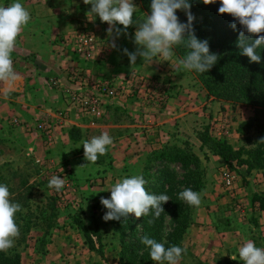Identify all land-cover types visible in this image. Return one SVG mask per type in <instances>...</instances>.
Returning a JSON list of instances; mask_svg holds the SVG:
<instances>
[{"label":"rangeland","instance_id":"obj_1","mask_svg":"<svg viewBox=\"0 0 264 264\" xmlns=\"http://www.w3.org/2000/svg\"><path fill=\"white\" fill-rule=\"evenodd\" d=\"M13 2L0 0V6L6 7ZM19 2L31 17L11 53L13 70L20 79L12 85L8 96L4 95L7 86L0 83V183L8 186L9 199L21 205V211L14 217L20 235L14 247L7 251L19 254L21 264H158L151 260L149 249L140 242L141 237L147 235L167 248L176 228L174 202L189 206V223L178 241V246L186 251L178 264H244L239 260L238 249L249 240L264 249V217L250 206L253 195L243 192L251 184L264 190L263 173L247 169L246 165V162L253 164L255 150L264 147L260 142L264 139V116L259 109L212 98L193 71H177L173 66L172 95L159 112L137 98L122 106H112L103 118L82 128L84 131L75 126L68 129L70 139L65 140V145L61 147L59 140L57 145L46 150L38 139L16 130L9 121L16 114H28L32 107L41 108V102H49L50 109L59 106V101L55 106L58 96H53L48 84L56 73L53 75L42 58L47 59L52 54L62 60L56 45L60 37L87 23L88 27L99 31L110 46L114 40L116 47H112V53L103 62L111 64L108 75L113 78L142 72L154 80H163V70L171 65L162 59L144 64L142 58L137 57L136 65L132 66L123 49L136 50L133 43L136 25H130L126 35L116 38L113 33L110 37L106 31L109 25L102 23L98 16H87L91 5H85L83 0ZM37 2H41V8L33 10ZM216 2L220 7L219 0ZM133 3L136 5L134 21L148 14L140 0H133ZM190 11L195 17L193 22L198 21L200 16L192 8ZM179 15L187 18L182 10ZM220 16L222 26L218 35L213 36L214 42H237L242 26L230 14ZM47 18L52 19L51 33L46 31L45 24L38 22L47 24ZM232 23H236L235 30L230 27ZM54 25L56 28L52 30ZM117 27L123 29L122 25ZM174 59H180L175 52ZM37 62L44 65L39 66ZM54 63L59 61L54 58ZM96 63L101 62L91 63L95 75L98 73ZM59 72L64 78L60 69ZM226 122L235 130L234 137L226 143L234 151L235 158L224 163L211 155L205 139L218 140L216 133ZM105 132L113 143L107 146L105 155H98L95 163L87 162L82 141ZM123 135L126 136L120 138ZM30 147L33 148L31 152L35 149L42 156L40 162L34 154L27 155ZM167 147L196 156L198 168L184 169L179 163L158 158V151ZM223 166L234 173L235 184L231 190L220 180ZM188 170L197 171L191 175ZM132 175H143L147 192L166 194L170 200L162 205L164 212L154 223H149L152 217L136 218L133 213L128 215L129 225L119 229L114 220H103L108 210L100 200L101 197L110 198L109 189L118 180ZM53 176L65 181L58 192L48 187ZM186 188L201 194L199 207L178 198ZM246 209L249 213L244 215ZM75 218L90 222L96 236L83 237V232L73 224ZM44 219L49 221L48 229L46 222H41ZM25 222L29 228L22 230L20 226ZM122 240L126 249L122 248Z\"/></svg>","mask_w":264,"mask_h":264},{"label":"clouds","instance_id":"obj_2","mask_svg":"<svg viewBox=\"0 0 264 264\" xmlns=\"http://www.w3.org/2000/svg\"><path fill=\"white\" fill-rule=\"evenodd\" d=\"M219 14H230L235 21L242 26L237 39V47L240 54L249 58L250 63H260L261 56L257 49L264 45V0H219ZM85 5H91L90 14L98 16L102 23L106 22V29L111 37L119 38L121 34H127L130 25H136L133 43L136 50L129 52L123 49L128 56L130 64L136 65L137 57H141L144 64H152L153 61H167L177 71H195L207 73L218 61V55L210 53L207 40H200L195 35L193 28L194 15L191 13V4L188 0H151L150 14L137 20H133L136 5L133 0H83ZM204 5L216 3V0H202ZM177 10H182L187 16V23H181L176 15ZM30 13L19 2L14 0L8 6H0V83L7 87L4 95L8 96L12 85L20 79L19 74L13 70L11 53L15 50L17 37L24 26L30 21ZM122 25L123 29L117 27ZM230 27L235 30L236 23ZM247 33V35L245 34ZM253 37H256L253 39ZM183 46L188 51L180 59H174L173 48ZM115 48V41L112 42ZM264 143V139H261ZM113 143V139L107 132L90 140L82 141L84 159L95 163L98 155H105L107 146ZM147 181L143 175H132L130 178L118 180L109 190L110 198L101 197V204L108 210L103 216L104 221L127 218L129 214L136 218L154 213L149 223H154L164 212L162 205L170 200L166 194H152L146 191ZM65 181L53 176L48 182L49 188L60 191ZM10 193L6 184L0 183V251H7L14 247V241L20 235L15 223V214L21 211V205L10 199ZM178 198L190 206L199 207L201 194L186 188L178 194ZM149 249L152 261L158 264H178L182 253L186 249L180 246L165 248L162 243L147 235L140 241ZM239 260L244 264H264V249L256 247L249 240L238 249ZM236 260V257H231Z\"/></svg>","mask_w":264,"mask_h":264},{"label":"built area","instance_id":"obj_3","mask_svg":"<svg viewBox=\"0 0 264 264\" xmlns=\"http://www.w3.org/2000/svg\"><path fill=\"white\" fill-rule=\"evenodd\" d=\"M105 41L99 31L80 24L56 42L58 55L62 58L59 67L66 85L59 78L52 79L49 86L58 96V109L49 110L45 115L23 118L20 114L10 119V124L24 134L39 140L49 150L60 140L62 131L78 123H91L103 118L111 106H122L135 99H141L150 109L160 111L172 95L171 79L174 67H167L163 80H154L142 72L124 78L109 75H95L91 63H103L112 53V44ZM235 130L226 122L216 133L218 140L229 142ZM225 188L233 189L234 173L223 166L219 172Z\"/></svg>","mask_w":264,"mask_h":264},{"label":"trees","instance_id":"obj_4","mask_svg":"<svg viewBox=\"0 0 264 264\" xmlns=\"http://www.w3.org/2000/svg\"><path fill=\"white\" fill-rule=\"evenodd\" d=\"M140 2L143 10L150 14L151 0H140ZM188 2L191 4V8L200 16L198 21L193 22L195 35L200 40H207L210 53H215L219 57L217 63L207 73L201 74L195 71L193 73L197 76L207 94L212 98L235 103H245L258 108L264 116V48L260 47L257 49V54L261 56L260 63H250L248 57L240 54V49L237 47L236 42L221 40L215 43L213 36L218 35L222 26V19L218 13L219 6L217 2L209 5H204L202 0H189ZM176 15L181 23H187V18L179 15V10H177ZM255 38L253 37V39ZM173 49L175 54L180 58H183L188 51L183 46H175ZM262 131L264 133V123L262 125ZM205 141L212 156L219 158L224 163L234 160L235 153L226 142L208 137ZM158 152H160L158 158L163 161L179 163L184 169H188L190 166L198 168L199 160L193 154L185 153V151L178 148L168 147ZM253 159V164L246 162L247 169H256L264 175V147H259L255 150ZM196 171L188 170V173L194 175ZM253 200L258 201L260 203L259 207L264 209L263 199L259 196H254L252 198ZM173 206L176 211L173 218L176 228L167 248L173 245L178 246V241L189 223V215L187 214L189 206L181 202H174ZM36 209H38L37 206ZM153 215L154 213L150 212L146 217H153ZM129 220L130 217L127 216V218L122 217L119 221L114 220V222L116 227L123 229L129 225ZM27 222L20 226L22 230L29 228ZM41 222H46V229L50 227L48 220L44 219ZM74 223L83 232V237L89 239L90 237L96 236V232L90 222H84L80 219L76 220L75 218L73 220ZM17 245L18 243L16 242ZM121 245L122 248H127L123 240ZM0 264H21L20 255L8 251H0Z\"/></svg>","mask_w":264,"mask_h":264},{"label":"crops","instance_id":"obj_5","mask_svg":"<svg viewBox=\"0 0 264 264\" xmlns=\"http://www.w3.org/2000/svg\"><path fill=\"white\" fill-rule=\"evenodd\" d=\"M41 8V2H37L36 3V5L34 6V9L33 10H37V8ZM38 15L36 14V17H37ZM52 19H50V18H47L46 19V22H47V24L46 23H43V21H38V22H40V25H43L44 26V24L46 25V27H47V29H46V31L48 30V33H49V31H50V28H51V26H52V21H51ZM56 28V25H54V27H52V30H54ZM50 33H51V31H50ZM23 36H21V39L23 40ZM54 58L56 59V61L58 60L59 61V63H54L53 64V60H54ZM36 60V59H35ZM42 60H43V62H45V64L47 65V68H49L50 69V71H53V75L54 76H52L50 79L52 80V79H57V78H59L60 79V81H61V83H62V85H66V82H65V80H64V78H62V76H61V74H60V72H59V67L61 66V64H62V60L60 61V59L58 58V57H54V55H50V57H48L47 59H44V58H42ZM38 64H39V66L41 65H44V63L43 64H40L39 62H37ZM109 65H111V64H109ZM109 65L107 64V63H105V64H103V63H100V64H98V63H96V66H95V68H96V70H98V73L97 74H100V75H108V74H110V70H109ZM34 67H36L35 65H34ZM39 68V67H38ZM39 69H41V68H39ZM56 75L58 76V77H56ZM49 82H50V80H49ZM49 82H48V84H49ZM44 88H46V87H44ZM52 91V93H53V96H55L56 97V93H55V91H53V90H51ZM57 100V102H56V104H55V106H57V104H58V99H56ZM41 104V108H33L32 107V109L30 108V110H28V114L26 113V114H20L23 118H25V119H30V118H32V117H37V116H42V115H45V113H47L48 111H49V109H50V107H49V102L48 103H45V102H41L40 103ZM27 106H30V105H28V104H26ZM59 107V106H58ZM58 107H56L55 109H58ZM50 110H54V109H50ZM30 113V114H29ZM88 124H90V123H84V124H80V123H78L77 124V126H75L77 129H80L79 131H84V130H82V128H88L89 127V125ZM93 125V124H92ZM15 128V127H14ZM70 128H72V127H68L67 129H64L63 131H62V135H61V137H60V141H61V147H62V145H65V140L66 141H68L69 139H70V136L68 135V133L66 132L68 129H70ZM16 130H19L21 133H23L20 129H18V128H15ZM75 133H76V131H74ZM24 134V133H23ZM119 134V133H118ZM117 134V135H118ZM126 135H123L122 137H120V138H123V137H125ZM154 135H152V137H153ZM119 138V139H120ZM16 144H18V142H16ZM19 145V144H18ZM59 146V147H60ZM60 147V148H61ZM53 148V147H52ZM33 150V148L32 147H30V148H28V153H27V155H30V153H32V154H34L35 155V157H36V161L37 162H40L41 160H42V156L39 154H37V151L34 149V151L33 152H31ZM260 183H262V181H259ZM263 186V185H262ZM249 191H252L251 192V194L249 193ZM239 192V191H238ZM243 192H244V194H249L250 196H252L251 198H250V202H251V204H250V206L253 208V210L254 211H256V213L257 214H261L262 215V217H264L263 215H264V209H261L258 205H260V203L258 202V201H256V200H253L252 201V198L254 197V196H259L261 199H263L264 200V190H259V188H256V186H254L253 184H251V185H248L244 190H243ZM246 200L248 199V198H245ZM245 213H249L248 212V209H246V211H244L243 212V214L245 215ZM261 220V219H260Z\"/></svg>","mask_w":264,"mask_h":264}]
</instances>
